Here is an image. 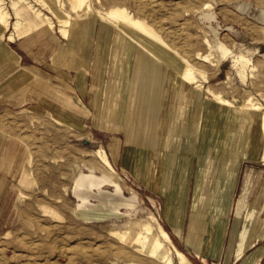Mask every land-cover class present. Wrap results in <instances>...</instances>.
<instances>
[{
	"label": "rangeland",
	"instance_id": "obj_1",
	"mask_svg": "<svg viewBox=\"0 0 264 264\" xmlns=\"http://www.w3.org/2000/svg\"><path fill=\"white\" fill-rule=\"evenodd\" d=\"M30 1L53 19L56 29L45 27L26 38L16 39L15 42L29 40L25 48L19 43L11 44L22 57L20 65L34 70L39 79L22 85L10 96L5 97L0 92V132L7 136L2 148L5 150L10 143L16 142L10 147L14 150L12 156L19 152L22 157L18 169L12 170L10 165L0 169V264H156L142 259L136 250L121 244L113 234L150 222L159 230L152 217L170 234L173 245L192 264H253L259 256L264 264V240L256 242L257 233L264 224V212L259 214L253 210L259 211L257 202L264 203L263 158L253 165V182H243V175L239 182H230L231 210L225 227L222 228L219 218L221 203L211 207L212 227L224 231L219 248L205 250L204 246L202 250L200 246L196 250L189 243L188 234L204 127H198L194 134L186 133V137L196 138L180 199L172 194L179 184L175 179L180 177L179 170L166 175L167 182L161 189H153L134 172L145 164L148 150L134 143L128 146L127 140L132 138L125 135L129 125H122L124 131H121V124L116 130L112 122L105 124L104 121L106 110H113L109 106L112 104L110 99L122 100L123 110L128 112L126 115L132 99L138 98L141 104L146 94L171 83L162 80L163 72H156L163 69L162 65L137 44L130 31L108 17L114 9H125L132 18L153 27L191 63L195 72L199 70L206 74V88L223 94L236 105L243 106L252 99L264 108V0H90L92 12H81L76 21L84 26L81 35L85 37L75 36L71 46L59 33L53 13L43 7L42 2L46 0ZM55 1L73 18L78 17L71 0ZM5 2L14 23L16 10L10 0ZM17 13L27 21L26 29L30 24L44 22L36 20L25 1ZM11 30L5 31L0 26L1 39L8 38ZM204 41H209L212 49ZM61 52L66 53L62 55ZM99 53H103V57H99ZM198 54H212L211 61L215 66L197 60ZM60 56H63L62 60ZM195 74L199 81H204L198 72ZM93 83L95 87L102 84L99 90L101 103L95 108L90 107V94L95 93H91ZM108 83L112 90L106 93ZM118 86L119 91H115ZM217 109L221 119L220 122L217 119L220 125L214 137L220 140V147L214 154L213 165L220 178L231 160L217 152L220 153L222 147L225 152L228 146L232 147L235 131L239 136L249 138L252 149L255 146L251 145L246 121L235 112L246 110L232 108L234 111L227 112L215 103L207 102L203 121L209 122L218 113ZM225 113L235 116V121L224 120ZM51 116L66 125H59ZM256 126L258 144L263 148L260 123ZM142 135L145 139L146 133ZM100 148L107 151L122 180L111 176L93 156V151ZM184 150L172 149L171 160H179ZM131 151L136 152L137 158H130ZM29 157L33 160L32 167L28 165ZM225 160L227 164L223 162ZM147 171H153L151 165ZM216 188L213 192L216 199L227 195V184L217 182ZM240 199L243 203L238 210ZM239 212L242 220L239 230L242 232L247 233L256 223L251 238L244 233L233 244L230 235ZM85 213L108 218L85 221L80 218ZM242 246L247 247L244 252Z\"/></svg>",
	"mask_w": 264,
	"mask_h": 264
},
{
	"label": "crops",
	"instance_id": "obj_2",
	"mask_svg": "<svg viewBox=\"0 0 264 264\" xmlns=\"http://www.w3.org/2000/svg\"><path fill=\"white\" fill-rule=\"evenodd\" d=\"M36 26L37 23H33L29 25V28ZM1 33H0V92L3 94V96L6 97V96H10L13 92L18 90L22 85L29 82L34 83L36 80L39 79V75L34 70L24 67L22 64L20 65L21 63L20 61L22 57L11 46V44L19 43L20 47L25 48L26 41L29 40L9 42L7 38L5 40L1 39ZM61 53L62 55H64L63 52ZM60 59L62 60L63 56L62 57L60 56ZM65 63L68 64L67 62ZM74 64H78V62H75ZM18 67H20V69ZM81 78L82 77H80L79 79L81 80ZM101 85H102L101 83H98L97 87H95V83H93L92 85L93 91H91V93L94 91L95 93L90 94L91 108H95L101 103L100 94H99V90L102 89ZM165 85H167L168 87H164L161 89L156 88V90L155 89L153 90L152 94L151 93L146 94V98L144 97V95H142L144 99H141L142 101L141 104L139 103L138 98L135 100L132 99L130 103L131 105H130L129 114L126 115L125 113L128 112L123 111L122 100H119L118 98L110 99V101H112V104H109V106L113 107V110H109V111L106 110V112L104 113V121L105 124L107 122H112L116 130H118L117 126L121 124V131L123 130L122 125L124 126L129 125L128 126L129 130H127L125 135H127L128 137L132 136V138H129L127 140L128 146L130 143H134L135 146L142 147L143 145L148 150L149 154L146 157L147 159L145 160L146 161L145 164H142V166L134 172L140 178H143L145 182H147L150 185V187H152L153 189H157V190L161 189L164 183L167 182L165 181L166 175L174 174L175 170H179L178 172L180 173V177L174 176L175 179L177 178L176 180H178L179 184L173 188L172 194L173 196H178V198L180 197V199L184 194L182 188L184 186V182H187L186 178L189 168L188 165L191 157L190 155L194 149L193 148L194 138H196V136L186 137V133L190 131L191 133L194 134L196 129H198V127H200L201 125H202L201 127H204L205 132L201 134V138H202L200 143L201 147H200V152L198 153V164L196 166L195 199L193 203V212L191 215L188 237H189V243L194 245V248L196 250L199 249L200 246L202 247L201 248L202 250L204 249L203 248L204 246H206L205 250L208 247L219 248L221 240L224 236V231H221L219 229L215 230L212 227L210 220L212 217L211 207L214 206V203H221V205L219 206L223 208L221 212L222 215H220L219 218L220 220H222V228L225 227L227 223V215L231 210V202L229 199L230 182H239L241 175L244 176L243 182H253L254 181V179H252L253 168H255V166L253 165L259 163L261 158H263L264 160V136L261 132L262 119L260 116L252 115L249 112L235 111L238 114H240V116L244 121H246L247 123L246 126H248L250 130L249 137L250 140H252L251 145H254L255 148L252 149V147L250 146L248 137H246L245 135L239 136L237 134V131H235L234 136L232 138L233 139L232 147L228 146L226 152H225V147H222L221 152L220 153L217 152L218 155L219 154L227 155L228 156L227 160H231L229 167L226 166L224 168L223 173L220 175L219 178L218 174L215 171L212 161L216 157L214 155L216 149L220 147V140L214 137V133L220 125L219 119H221L220 116L221 114H219L220 110L217 109L216 113L217 112L218 113L215 114L216 115L215 116L213 115L214 113L212 109H210V112L212 111L213 113L211 114L213 115L211 117V120L209 122H207L206 120L203 121L205 117L204 116L205 104H207V102H213L227 112L229 110L231 111L234 110L219 105L216 102H214V100L212 99L210 100H204L203 98L198 99L197 94H195V96H192L193 94L191 93H197L196 92L197 90L195 88H191V87L177 88L174 86V84L171 83ZM190 88L192 91L190 90ZM119 89L120 88L118 86L115 89V91H119ZM111 90L112 88H110V83L106 84L105 92L108 93V91ZM155 93H161L162 95L165 96V99H161V100L155 99ZM175 96H179V98L175 99L176 98ZM174 108H176V110H174ZM141 111L143 113H141ZM54 112L56 114H59L58 111H54ZM224 115H225L223 118L224 120L229 119V122L235 121L236 118L235 116H232L229 113H225ZM51 118L52 119L54 118L61 125L62 124L66 125L65 122H63L60 119L59 120L56 119L54 116H51ZM67 118L74 120V118L72 117H67ZM217 119L219 120V122L217 121ZM258 123H260L259 130H260V137H261V142L263 144V148L259 146L258 143L260 142V139H258L257 137L258 135L255 134V131L257 130L256 125ZM144 133H146L145 139L143 138L142 135ZM6 137L7 136L3 134V132H0V153L3 149L2 146L4 145L3 143L5 142ZM178 138L180 139V141L175 142V140ZM15 143L16 142H12L6 147L5 150L3 149L4 153L0 160V169H3L4 167H6V165L7 166L10 165V168L12 170L19 168L22 162V157L19 152H17L13 157L12 155L14 154V150L10 148ZM176 147L184 148L185 150L184 152L180 153L179 160L177 159L175 161H172L170 152L172 149H176ZM130 156H131L130 158H137L136 152L131 151ZM9 157L12 158H10L11 161L8 163ZM223 162L227 164L228 161L225 160ZM205 163H206V167H205ZM149 165H151L153 168L152 172L147 171ZM231 171L233 172V174L231 173ZM230 174L232 175V177L230 176ZM217 182H223L225 185L227 184V188H228L227 195L225 194L224 197H219L218 199H216L213 196V192L215 191V189H217L215 188L217 186ZM233 187H234L233 188V192H234V189L236 188V183L233 185ZM185 188H186V184H185ZM185 201L186 200H184V204ZM242 201L243 200L240 199V201L238 202L237 205L238 210H240L242 207V203H243ZM257 205L260 207L259 211L257 210V208H253L254 212H258L259 214L264 212V203L260 205L257 202ZM196 206L198 207L197 212L194 211L196 210L195 208ZM240 213L241 212L237 213L232 228V232L230 235V240L233 242V244H235L236 239H238L239 236L244 235V233L249 234L251 238L252 228L256 223L255 221L247 233L246 231L242 232V230H239V225L242 222ZM199 214L201 217L199 216ZM259 240H264V224L262 225L259 233H257L256 242H258ZM246 248L247 247L242 246L241 251L244 252Z\"/></svg>",
	"mask_w": 264,
	"mask_h": 264
},
{
	"label": "bare ground",
	"instance_id": "obj_3",
	"mask_svg": "<svg viewBox=\"0 0 264 264\" xmlns=\"http://www.w3.org/2000/svg\"><path fill=\"white\" fill-rule=\"evenodd\" d=\"M24 1L27 2V4L31 7V12L35 16L36 20L41 21V22L44 20V22L42 24L38 23L36 27L26 29L27 28L26 26L28 24L27 21L17 13V10L21 7V5ZM10 2H11L12 8L14 10H16V13H15L16 22H14V23L11 22L12 17H11L10 11L6 7L7 3L5 2V0H0V26L2 28H4L5 31H9V29L11 30V28H12V30L10 31L9 36L7 38L9 40V42H15L16 39L20 40L22 38H26V36H29L33 33L35 34V32H37V31H39L45 27H47L49 30H55L56 29V23L53 21V19L51 17H49L45 12H43L42 9L37 8V6L35 4H33L32 1H30V0H10ZM63 3H64V1H63ZM71 3H72L73 11L78 15L77 18H73L69 13L65 12L61 7H59L58 1L46 0L45 2H42L43 7L47 8L51 13H53L54 17L57 19L58 24H59V28H58L59 33L62 34L64 40L69 42V44H68L69 46H71L73 38L75 36H79V35L83 34V27L84 26L81 27L82 26L81 23H76L78 18H80V13L82 12L85 14H90L92 12L90 0H71ZM207 8H209V6ZM107 15H108V17L115 20L119 24V26L124 27L128 31H130V33L134 37L137 44L141 45L146 50V52L150 54V56L152 55L162 65L163 69L157 70L156 72H160V71L163 72V75H162L163 79L162 80L165 83H168L171 81V83H173L174 86L177 88H189V87L194 86V88L197 90L196 91L197 93H191V94H193L192 96H195V94H197L198 99H200V98H203L204 100L212 99V100H214V102H216L219 105H222V106H225V107H228L231 109L237 108L239 110H246L247 112H249L252 115L260 116L262 119L261 132L264 136V108L262 105H258L257 103H254V101L252 99H248L244 103L243 106L242 105H236L235 102L226 98L223 94L216 93L211 88H206L204 85V82H207V79L205 78L206 74L203 71L196 70V72H198L201 76H203V78H205L204 81H199L196 74H195L196 73L195 69L192 67L191 63L187 59H185L178 52V50H176L171 44H169L165 40V38H163L153 27H151L147 23H144L138 19L132 18L131 15H129V13L125 9H114L113 11L109 12ZM92 29H93V27H92ZM101 32L102 33L104 32V28L101 30ZM204 42H205V44H207L209 49H212L209 41H204ZM99 57H103V53H101V54L99 53ZM211 57H212V54L211 55H209V54H205V55L198 54L196 56V59L200 60L203 63H210L211 66H215V64H213L211 61ZM134 61H136V60H134ZM119 69H120V67H119ZM130 72H132L131 69H130ZM149 75H150V73H149ZM144 81H146V79ZM204 93H208V95L212 96V98L207 96V94L204 95ZM175 97H176L175 99L179 98V96H175ZM155 99H157V100L165 99V96L162 95L161 93H155ZM134 100H135V98H134ZM174 110H176V108H174ZM141 113H143V112L141 111ZM53 120L56 123H58L59 125H61L54 118H53ZM93 156H95L97 158L99 163L105 168V170L111 176H113L119 180H122L121 175L116 170L115 166L113 165V163L109 157V154L107 153L106 150H104V148H100L97 151H93ZM32 164H33L32 157H29L28 165L30 167H32ZM205 167H206V163H205ZM211 168H213V167H211ZM31 175H32V173H31ZM207 183H208V181H207ZM21 197L23 198L24 196L21 195ZM198 205H199V203H198ZM195 208H196V210H194V211L197 212L198 207L196 206ZM199 216H200V214H199ZM80 218H82L85 221H91V220H103V219L105 220L108 217L104 216V215H100L98 217H95V216H91V215L85 213V214H82L80 216ZM151 219H152V221H154V223H157L159 225V230H157L154 227L153 222L143 223L141 225H137L136 227L130 226L126 232L117 233V234L113 233L114 237L117 238V240L121 244L126 246L127 248L136 250V252L141 256V258L143 257L147 260L152 261L153 263H156V264H192L191 260L183 252H181L175 245H173L172 238L166 232V230H164V228L157 221V219H155V217H152ZM109 249H111V248H109ZM261 260H262V258L260 256L256 259L254 264H260ZM132 264H135V263H132ZM138 264H142V263L139 262Z\"/></svg>",
	"mask_w": 264,
	"mask_h": 264
}]
</instances>
